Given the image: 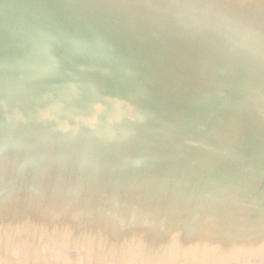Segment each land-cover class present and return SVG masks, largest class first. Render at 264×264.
<instances>
[{
    "label": "water",
    "instance_id": "1",
    "mask_svg": "<svg viewBox=\"0 0 264 264\" xmlns=\"http://www.w3.org/2000/svg\"><path fill=\"white\" fill-rule=\"evenodd\" d=\"M0 264H264V0H0Z\"/></svg>",
    "mask_w": 264,
    "mask_h": 264
}]
</instances>
